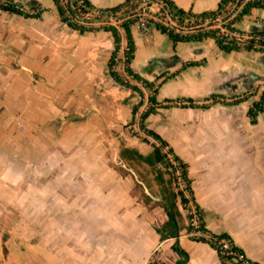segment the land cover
I'll use <instances>...</instances> for the list:
<instances>
[{"label":"crops","instance_id":"1","mask_svg":"<svg viewBox=\"0 0 264 264\" xmlns=\"http://www.w3.org/2000/svg\"><path fill=\"white\" fill-rule=\"evenodd\" d=\"M11 1L23 10H40L38 19L0 12V79L6 80L2 85L10 86V90L24 88L25 98L19 103L24 116L37 120L39 151L54 149L58 153L59 149H67L62 142L66 131L78 136L86 133L91 142H72L71 150L83 151L84 155L70 156L69 163L54 155L55 164L87 168L81 176L85 189L71 186L78 183L76 174L62 175L55 180L53 190L27 191L24 202L29 201L16 211L18 219L7 227L0 224V264H102L101 260L96 263L94 238L79 232L92 229V218L104 212L106 264H145L152 256L161 264H173L178 257L171 245L185 254L183 264H221L213 249L188 238L179 208L178 232L173 239L158 243L153 229L166 218L152 177L139 171L149 168L128 164L117 155L123 147L145 156L152 141L143 136L145 143L142 138L126 139L122 132L139 98L116 85L107 73L112 51L110 34L97 31L79 35L69 30L59 22L50 0ZM86 1L97 8H112L124 2ZM168 1L193 15L214 11L219 2ZM154 10L155 6L151 7ZM233 29L240 34H264V9H252ZM129 32L134 47L129 68L153 85L156 104L171 102L156 107L143 121L144 128L163 140L186 166L192 197L206 232L227 236L250 263L264 264V110L253 124L246 116L248 106L264 89V54L251 50L224 53L213 39L172 46L153 26L144 34L130 26ZM16 73L19 77L14 79ZM9 78L13 79L10 85ZM186 100L193 106L180 107L186 105ZM7 102L12 103L8 98ZM93 119L104 123L101 134L105 135V129L106 159L96 158L95 152L104 148L93 141L100 132V128L90 125ZM52 120L59 125L48 130ZM25 131L29 136L36 134L31 127ZM6 133L10 131L6 129ZM47 134H56L55 141L44 142ZM94 166L106 168L101 173H106V181L100 176L96 179ZM96 183H106V192L96 191ZM134 183L150 199L146 205L133 189ZM149 209L161 215L158 224L144 233L143 219L149 217ZM4 213L5 208L0 207V217ZM62 215H84L88 221L79 225L48 219ZM110 230L118 237L110 239ZM83 236L85 239L79 240Z\"/></svg>","mask_w":264,"mask_h":264},{"label":"trees","instance_id":"2","mask_svg":"<svg viewBox=\"0 0 264 264\" xmlns=\"http://www.w3.org/2000/svg\"><path fill=\"white\" fill-rule=\"evenodd\" d=\"M54 8L55 14L60 23L64 24L69 30L75 31L79 35L84 33H92L97 31H103L110 34L112 38V51L110 53L109 59L106 64L107 73L110 79L116 84L121 86L124 89H127L130 92L136 93L139 100L137 104L131 107V113L129 118V125L134 123V115L138 111V108L141 105L143 99V93L141 90L125 81L123 77L115 70L114 58L116 53L119 50V45L121 42V37L124 41V49L122 50V56L124 58V68L123 71L131 76L135 81L141 82L144 89L148 91L147 96V108L143 111L138 118V130L143 135V137H148L152 140L150 144V152L145 156L140 155L134 149L119 148L118 158L127 162L128 164H141L149 168L152 179L158 189V195L161 199V202H158L164 215L165 221L158 227H155L153 230L158 236V243H161L168 239H173L178 232L177 221L180 217V212L178 208L183 212V219L185 223V232L188 235V238L194 242H200L206 244L208 247L213 249L216 252V248L212 243V240L217 241L220 239H229L227 236L221 235H212L208 234L203 227L201 216L199 214L198 208L194 203L192 193L190 190V181L187 177L186 166L175 157L172 152L168 149L166 143L161 140L156 134L147 130L143 126V121L146 117L156 108V107H166L171 103L166 101L163 104H156L154 100L155 89L153 85L142 80L137 75H135L129 68L130 61L133 57V42L129 32L130 26L134 23V19L126 20L120 23V29L122 35L118 31L110 26H83L78 24V21L81 19L82 14H86L91 10V6L86 0L82 1V5L77 4V0H50ZM132 0H124L121 4L112 8V10H117L126 6ZM159 2V10L164 8L172 16L177 17L178 19L191 16L190 12L182 11L176 8L168 0H157ZM162 5L165 6L162 8ZM162 8V9H161ZM252 9H264V0H219L216 9L212 12H206L196 15L197 18L204 19H214L217 16L221 17V20H227L224 27L229 30H233V25L238 23L244 16L248 15ZM0 12L8 13L13 15H18L23 18H33L38 19L40 10L39 9H30L23 10L14 4L11 0H0ZM154 28L159 31L161 34H164L168 40L171 42L172 46L179 42H199L205 39H213L216 47L224 52L228 53L230 51H250L252 50V42L249 41L246 46H237L234 42H227L220 34L219 30L215 29H205L203 31H197L195 34L182 35L179 33H174L173 31L166 30L163 26L156 24ZM263 33H254L252 36H263ZM260 42L259 40L257 41ZM180 106V105H179ZM192 107L193 104L191 101L186 100V105L180 107ZM264 110V89L260 93L258 99L254 102H251L247 108L246 116L249 119V122L253 124L255 118ZM142 142H146L145 139H141ZM167 155L170 156V159L167 158ZM133 189L136 192H139L141 195L142 202L146 205L150 202V199L143 194L141 187L134 183ZM132 197L134 194H132ZM190 207H192V212L196 218L197 230L200 232L207 233L210 239H205L203 237H194L190 235L192 229L189 227L192 215L190 214ZM3 238V237H2ZM171 251L174 252L178 259L173 264H183L185 261V254L178 248L171 245ZM216 255L221 264H228L224 261V257L219 256L216 252ZM145 264H161L156 259L150 258ZM240 264V263H233Z\"/></svg>","mask_w":264,"mask_h":264},{"label":"rangeland","instance_id":"3","mask_svg":"<svg viewBox=\"0 0 264 264\" xmlns=\"http://www.w3.org/2000/svg\"><path fill=\"white\" fill-rule=\"evenodd\" d=\"M18 73V72H17ZM15 75L14 79L19 77L18 75ZM10 79V78H9ZM8 79V80H9ZM9 82V85L11 83ZM5 79H0V104H2V108H0V207L5 208V213L2 214L0 217V224L4 227H7L8 225L12 224L14 221L18 219V214L16 213L17 210L22 208L25 202L28 203L29 200H25L24 202V196H26L27 191H38L40 189L43 190H53L55 180H59V177L62 175H72V173L76 174V180L78 183H74L71 186L77 187V190H83L85 189V185L81 182L83 179H81L85 173H87V168L83 166L73 167V166H66L64 165H58L55 164L54 155L57 154L58 157L63 158V160H67L66 162L71 160L70 156H74L77 154H83V151H72L71 148L74 146L72 142H91L89 140V137L85 135L86 133H81L78 135H75L74 132L66 131L63 136V143L66 144L67 149H59L58 153H56L53 150H48L46 152H40L38 149V143H39V136H38V123L37 120L28 119L26 116H24L26 113H24L23 105L20 102H22L25 98L26 92H23V89L20 87H15V89L10 90L12 88L7 87L5 85H2V82H5ZM16 82V81H13ZM18 83V81H17ZM6 84V83H5ZM8 101H11L12 103H8ZM17 98V100H16ZM15 99V100H14ZM142 103V102H141ZM7 107H9L7 109ZM10 110V111H6ZM7 114L9 117H7ZM13 116V118H12ZM15 117V118H14ZM90 125L92 127H95V129L100 128L99 134H96L93 138V141L98 145L102 146V151H96V158H101L102 156L106 159V131L104 129L105 135L101 134L103 129V124L100 119H93L90 121ZM64 123V121L62 122ZM59 124L52 120L51 122H48L47 128L49 130L52 129ZM14 127V133H11L12 128ZM129 120L127 124L122 128V132L124 134V137L126 139H141L142 134L136 132H130L129 129ZM33 128L36 132V134H32L29 136L28 132L25 131L23 133L24 128ZM36 128V129H35ZM6 129L10 131V133H6ZM81 129H79L80 131ZM87 130H84L82 132H86ZM56 134H47L44 137V142H47L48 144L55 141ZM150 139V138H149ZM150 141H152L150 139ZM30 142V143H29ZM61 142V141H60ZM28 143L30 145H28ZM96 145V146H97ZM111 158V151H108ZM51 155V157H49ZM60 155V156H59ZM82 155V156H83ZM69 158V159H68ZM46 159V160H45ZM59 162L61 161L58 160ZM63 162V161H62ZM66 162H63L64 164ZM114 161H112L113 163ZM112 163H110L112 165ZM119 164H116V168H118L120 171L122 170L119 166ZM113 166V165H112ZM145 168V167H144ZM106 170V168H104ZM103 168H100L98 166H94L92 170L96 173L95 177H101V179H104L106 181V173L101 174L105 172ZM144 172V174L147 177H152L151 172L146 169H139V171ZM100 172V173H99ZM122 172V171H121ZM98 173V174H97ZM95 179V180H96ZM96 191L99 189H103L104 192H106V183H96ZM41 186V188H40ZM82 186V187H81ZM15 209V211H14ZM7 212H10V214H7ZM183 213V212H182ZM147 214L149 217L143 219L142 227L145 229L144 233H148L150 231V228H153V226L158 224L159 216L161 215L160 211L152 209L147 210ZM20 217V216H19ZM59 221L63 219L64 222H78L87 224V217L84 215H76V216H48L49 221L55 222V219H58ZM73 219V220H71ZM138 219H142V215L138 217ZM91 219H89V222ZM94 222V227L92 229L86 231H81L79 233H88L89 238L93 239L95 241V247H94V255L96 258V263H98L99 260L102 261V264H106V212L103 214H96L95 218H92ZM139 221V220H138ZM179 221V220H178ZM110 236V239H115L118 236H115V231H109L107 232ZM129 234V233H128ZM114 235V237H113ZM126 237H130V235H127ZM80 239H85L83 236ZM102 242H104V246L102 247ZM158 257V254H156Z\"/></svg>","mask_w":264,"mask_h":264},{"label":"built area","instance_id":"4","mask_svg":"<svg viewBox=\"0 0 264 264\" xmlns=\"http://www.w3.org/2000/svg\"><path fill=\"white\" fill-rule=\"evenodd\" d=\"M83 0H77L78 5H82ZM155 6V10L152 12L151 7ZM159 2L157 0H132L126 6L117 10L112 8H97L92 7L88 13L82 14L78 24L83 26H110L115 28L119 34H122L120 29V23L126 20L134 19V23L131 25L139 34H144L148 31L150 26L156 24L163 26L168 31L179 33L182 35L195 34L197 31H203L205 29L219 30V34L227 41L234 42L237 46H246L249 41L252 42L251 51L259 52L264 54V35L263 36H252L249 34H240L234 29L229 30L224 27L227 20H221L220 16L214 19H200L196 15L187 16L181 19L172 16L164 8L162 11L159 10ZM161 8V9H162ZM260 41L259 43L257 41ZM122 41V39H121ZM124 49V41L120 42L119 50L114 58L115 70L124 78L125 81L138 87L143 93V99L138 111L134 115V123L129 126L130 132H139L138 130V118L139 115L147 108V96L148 91L143 88L141 82L135 81L131 76L127 75L124 71V58L122 56V50ZM170 159V156L167 155ZM190 207V214L192 215L189 227L192 229L190 235L194 237H203L210 239L209 235L204 232L197 230L196 218ZM216 252L219 256L224 257V261L228 264L240 263V264H252L239 251L230 241V239H220L217 241L212 240Z\"/></svg>","mask_w":264,"mask_h":264}]
</instances>
